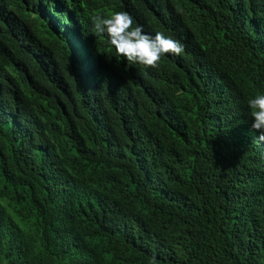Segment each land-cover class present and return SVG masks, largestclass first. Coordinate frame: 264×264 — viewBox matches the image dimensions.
<instances>
[{
  "label": "trees",
  "instance_id": "trees-1",
  "mask_svg": "<svg viewBox=\"0 0 264 264\" xmlns=\"http://www.w3.org/2000/svg\"><path fill=\"white\" fill-rule=\"evenodd\" d=\"M185 45L129 65L91 18ZM264 0H0V264H264Z\"/></svg>",
  "mask_w": 264,
  "mask_h": 264
},
{
  "label": "clouds",
  "instance_id": "clouds-1",
  "mask_svg": "<svg viewBox=\"0 0 264 264\" xmlns=\"http://www.w3.org/2000/svg\"><path fill=\"white\" fill-rule=\"evenodd\" d=\"M94 34H106L116 54L129 65L139 64L145 69L158 68L164 55L180 57L185 45L163 32L146 34L142 26H134L133 17L125 11H118L105 17L97 14L91 18ZM252 118L251 128L259 132L258 141L264 143V95H257L247 101ZM153 264H156L153 257Z\"/></svg>",
  "mask_w": 264,
  "mask_h": 264
}]
</instances>
